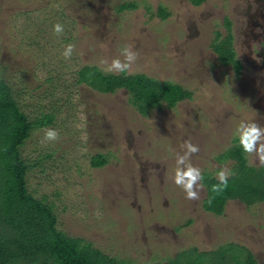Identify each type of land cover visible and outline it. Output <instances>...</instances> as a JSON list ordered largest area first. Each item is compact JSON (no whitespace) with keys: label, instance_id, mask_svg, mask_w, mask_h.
I'll use <instances>...</instances> for the list:
<instances>
[{"label":"rangeland","instance_id":"1","mask_svg":"<svg viewBox=\"0 0 264 264\" xmlns=\"http://www.w3.org/2000/svg\"><path fill=\"white\" fill-rule=\"evenodd\" d=\"M123 1L137 7L118 12ZM256 7L261 11L264 1L0 0V78L29 118L54 113L22 151L34 164L27 188L52 207L58 229L135 264L166 261L193 247L243 254L241 245L264 264V201L247 206L229 199L215 215L204 210L203 181L195 201L173 182L186 141L199 147L190 163L203 177L217 178L221 169L231 171L233 160L226 158L239 146L241 121L264 126V12L248 23ZM227 18L239 73L211 48L216 32L227 33ZM57 23L61 35L53 31ZM69 44L75 47L65 59ZM125 47L137 53L128 73L179 83L191 98L143 115L125 89L100 93L77 83L81 66L104 71L101 61L123 60ZM46 129L59 139L44 141ZM97 153L105 165H91ZM246 160L259 166L255 157ZM230 178L243 181L236 171Z\"/></svg>","mask_w":264,"mask_h":264},{"label":"trees","instance_id":"2","mask_svg":"<svg viewBox=\"0 0 264 264\" xmlns=\"http://www.w3.org/2000/svg\"><path fill=\"white\" fill-rule=\"evenodd\" d=\"M204 1L191 0L194 5ZM136 7L134 1H123L116 10ZM160 10L165 15L162 7ZM225 26L227 33L220 36L216 32L211 48L220 63L232 65L239 73L241 63L232 46L228 18ZM76 81L100 93L125 89L128 102L143 115L152 108H162L163 102L174 106L179 100L191 98V92L179 83L144 73L106 74L94 64L81 66ZM28 116L13 97L12 88L0 78V264H135L133 260L103 252L83 237L70 236L58 229L57 216L45 198H36L29 192L26 175L34 164L24 157L22 148L36 130L53 123L54 113L32 119ZM49 156L50 153L45 155ZM229 158L233 160L230 173L236 171L243 181L234 180L230 175L227 188L217 195L211 187L218 179L214 176L203 179L207 190L203 207L215 215L223 213L229 199H238L247 206L264 201V167L248 165L240 146L229 151L226 159ZM90 161L92 166L100 167L108 160L104 154L97 153ZM240 247L243 254L238 249L236 253L223 247L199 252L193 247L152 264H257L252 251L243 245Z\"/></svg>","mask_w":264,"mask_h":264},{"label":"clouds","instance_id":"3","mask_svg":"<svg viewBox=\"0 0 264 264\" xmlns=\"http://www.w3.org/2000/svg\"><path fill=\"white\" fill-rule=\"evenodd\" d=\"M53 31L56 35H61L64 32V26L57 23L53 26ZM74 45L69 44L62 53L65 59H69L74 50ZM120 58H114L109 63L106 60H102L101 63L106 65L104 71L106 74H122L128 73L132 65L137 60V53L132 51L130 47L121 49ZM236 133L239 139V146L242 149L246 157H255L259 161V165L264 167V126L252 121H241L236 129ZM59 139V134L55 129H46L44 134V141H56ZM42 141V143L44 142ZM186 151L183 155H177L176 158V170L173 177L174 184L185 193V199L198 200L200 198L199 193L203 188L201 183L204 179L201 170L198 167L193 166L190 163V158L193 154L199 151V147L185 142ZM233 175L227 170L221 169L217 173L218 183L212 185L211 191L214 194H221L228 186L229 176ZM214 198V197H213ZM211 203V199L209 200Z\"/></svg>","mask_w":264,"mask_h":264},{"label":"flooded vegetation","instance_id":"4","mask_svg":"<svg viewBox=\"0 0 264 264\" xmlns=\"http://www.w3.org/2000/svg\"><path fill=\"white\" fill-rule=\"evenodd\" d=\"M261 1H264V0H261ZM263 10V11H262ZM261 11H259V9H257V7L254 9V11L249 15V18H248V23H250V20H251V17H254V16H256V18L257 19H259V15L262 17V13L261 12H264V7H263V9H262ZM253 26H255V27H260L261 26V24L259 23V22H253V23H251ZM262 61H263V63H264V54H263V56H262ZM227 148H229V146L227 147ZM230 159V158H229Z\"/></svg>","mask_w":264,"mask_h":264}]
</instances>
